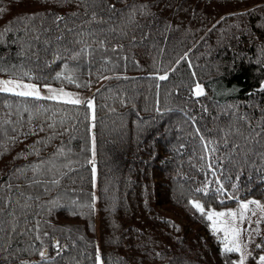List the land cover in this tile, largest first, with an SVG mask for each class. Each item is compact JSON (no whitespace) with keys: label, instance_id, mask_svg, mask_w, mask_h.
Here are the masks:
<instances>
[{"label":"trees","instance_id":"1","mask_svg":"<svg viewBox=\"0 0 264 264\" xmlns=\"http://www.w3.org/2000/svg\"><path fill=\"white\" fill-rule=\"evenodd\" d=\"M0 76L91 98L0 90V264H234L207 212L264 201V0H0Z\"/></svg>","mask_w":264,"mask_h":264},{"label":"rangeland","instance_id":"2","mask_svg":"<svg viewBox=\"0 0 264 264\" xmlns=\"http://www.w3.org/2000/svg\"><path fill=\"white\" fill-rule=\"evenodd\" d=\"M9 89L14 93H31V96L53 98L62 101H88L91 104L90 90L70 89L60 85L39 84L20 78L1 77L0 90ZM245 205L247 207H245ZM223 213L224 215H218ZM212 215L211 225L223 246L240 247L234 264H262V252L255 254L256 246L253 239L264 232V201L249 197L240 199L237 203L211 209L207 212ZM253 243V244H252ZM254 257V260H250Z\"/></svg>","mask_w":264,"mask_h":264},{"label":"snow or ice","instance_id":"3","mask_svg":"<svg viewBox=\"0 0 264 264\" xmlns=\"http://www.w3.org/2000/svg\"><path fill=\"white\" fill-rule=\"evenodd\" d=\"M164 78H166V77H161V79H164ZM9 89H5V91H8ZM22 95H30L31 93H21ZM196 94L197 95H199V94H201V92H200V90H199V86H197V92H196ZM74 103H80V101H73ZM193 204H194V207H196L199 211H201L202 213H203V211H204V209H203V207L201 206V205H199L198 203H195V202H193ZM245 207H247L246 205H245ZM218 215H224L223 213H220V214H218ZM208 219L209 220H211L212 219V215L211 214H209V216H208ZM241 249H240V247L239 246H236V247H228L227 245H225V251H237V252H239ZM43 255V254H42ZM99 259V258H98ZM260 260L262 261V262H264V256H261L260 257ZM240 264H243V258L241 259V261H240Z\"/></svg>","mask_w":264,"mask_h":264}]
</instances>
